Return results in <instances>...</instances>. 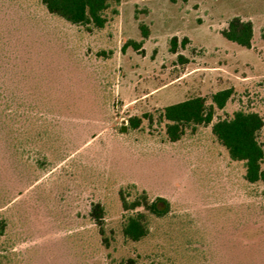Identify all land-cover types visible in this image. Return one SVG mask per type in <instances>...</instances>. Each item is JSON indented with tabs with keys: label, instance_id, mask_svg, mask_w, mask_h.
Masks as SVG:
<instances>
[{
	"label": "rangeland",
	"instance_id": "374dc122",
	"mask_svg": "<svg viewBox=\"0 0 264 264\" xmlns=\"http://www.w3.org/2000/svg\"><path fill=\"white\" fill-rule=\"evenodd\" d=\"M105 15L88 29L40 0H0L3 264H264V183L244 181L210 126L170 143L158 117L231 88L214 119L241 109L264 120V0H120ZM233 17L253 25L248 50L220 35ZM139 23L149 29L141 52L122 51L141 40ZM121 190L169 203L162 217L145 213L139 242L122 236Z\"/></svg>",
	"mask_w": 264,
	"mask_h": 264
},
{
	"label": "trees",
	"instance_id": "16d2710c",
	"mask_svg": "<svg viewBox=\"0 0 264 264\" xmlns=\"http://www.w3.org/2000/svg\"><path fill=\"white\" fill-rule=\"evenodd\" d=\"M40 4L49 15L71 25L103 29L107 23L106 11L118 6L120 0H40ZM112 12L116 14L115 9H112ZM138 29L141 40H128L122 46V51L130 47L136 52H141L144 41L149 37V29L144 23H139ZM220 35L226 41L248 50L252 46L253 25L250 21L233 17L228 21L226 28L220 31ZM184 42L185 39L180 45L184 46ZM177 46V38H171L169 52L175 54ZM178 60L181 64L187 62L181 56H178ZM232 94L231 88L220 90L211 96L209 104L200 96L189 98L162 108L158 117L164 123V133L170 143L178 142L187 131L194 132L197 127L210 126L212 136L224 148L229 160L243 164L244 181L248 184L264 183V148L258 141V134L264 126L263 118L256 112L239 109L228 117L214 119L215 111L223 110ZM143 118L149 122L152 120L150 115ZM128 124L132 129H137L141 124V118L133 117L128 120ZM119 200L125 213L121 233L131 242H139L148 234L145 213L162 217L169 210L166 199L161 197L150 199L144 191L129 200V195L121 190ZM89 214L102 242L107 244L104 236L103 207L99 203H94ZM5 258L0 255V264H3ZM122 264L135 262L128 259Z\"/></svg>",
	"mask_w": 264,
	"mask_h": 264
}]
</instances>
